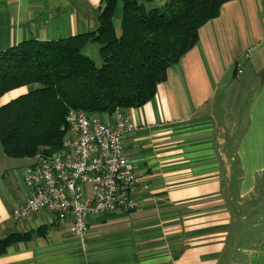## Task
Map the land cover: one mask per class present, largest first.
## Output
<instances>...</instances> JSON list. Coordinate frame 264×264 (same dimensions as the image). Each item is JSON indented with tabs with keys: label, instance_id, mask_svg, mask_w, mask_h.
Masks as SVG:
<instances>
[{
	"label": "crops",
	"instance_id": "0c3cea01",
	"mask_svg": "<svg viewBox=\"0 0 264 264\" xmlns=\"http://www.w3.org/2000/svg\"><path fill=\"white\" fill-rule=\"evenodd\" d=\"M142 1L150 9L166 2ZM101 7L100 0H0V53L27 40L95 32ZM120 21L119 3L116 32ZM234 88L231 98H243L239 106L246 108L237 137L228 134L225 111L216 114L217 91L231 99ZM27 89L4 95L0 107ZM125 113L134 130L124 149L147 186L137 193L138 207L89 218L82 242L68 223H50L44 212L12 221L28 194L23 175L4 184L3 171L0 241L13 233L29 239L10 245L0 264H264V219H254L264 198L257 188L264 178V0L225 3L155 97Z\"/></svg>",
	"mask_w": 264,
	"mask_h": 264
},
{
	"label": "trees",
	"instance_id": "16d2710c",
	"mask_svg": "<svg viewBox=\"0 0 264 264\" xmlns=\"http://www.w3.org/2000/svg\"><path fill=\"white\" fill-rule=\"evenodd\" d=\"M235 0H166L146 8L142 0H108L95 32L56 41L27 40L0 53V98L28 88L0 107V146L10 159L48 156L61 148L70 109L91 115L141 108L198 42L199 29ZM121 5L119 31L113 25ZM98 45L99 67L83 50ZM29 234H10L7 248Z\"/></svg>",
	"mask_w": 264,
	"mask_h": 264
},
{
	"label": "built area",
	"instance_id": "2783aa9c",
	"mask_svg": "<svg viewBox=\"0 0 264 264\" xmlns=\"http://www.w3.org/2000/svg\"><path fill=\"white\" fill-rule=\"evenodd\" d=\"M236 70L241 74L242 62H236ZM125 111L116 110L109 116L112 123H104L97 116L70 110L61 148L24 168L28 197L12 210L10 219L20 222L44 212L50 223H68L70 234L83 241L89 218L135 210L137 193L147 186L140 184L124 149L125 136L134 130Z\"/></svg>",
	"mask_w": 264,
	"mask_h": 264
},
{
	"label": "rangeland",
	"instance_id": "374dc122",
	"mask_svg": "<svg viewBox=\"0 0 264 264\" xmlns=\"http://www.w3.org/2000/svg\"><path fill=\"white\" fill-rule=\"evenodd\" d=\"M100 2H101V0H100ZM105 5L101 3V6H102L101 8L103 9L105 7ZM156 8H160V7L156 6ZM83 54L85 56L89 57L95 63V65L97 67L100 66L101 59H100L99 54H98V45L97 44H88L85 47V49L83 50ZM23 88H25V87H23ZM231 92L232 93H231L230 98L232 97V95L236 94L235 88L232 89ZM8 93H6V94H8ZM225 95H227V92H224V90L220 89V90L217 91V94H216L217 112H216V114L221 113V109H223V111H225V114L227 116L224 117V119L227 120L226 124H227V126L229 127V130H230L228 132V134H230L233 137H237L239 135V133H240V125L241 124L242 125L245 124V121L243 120V117L245 118L246 108H245V106L244 107H240L239 106L241 103H244V99L243 98H237V99L236 98H231V99H228V96H225ZM222 99L226 100L225 101V106L224 107H222V106L218 107V105L219 106L222 105V103H223ZM70 110H73V109H70ZM117 110H121V109H117ZM94 116L98 117L100 115L96 114ZM231 130L234 131V132H232ZM63 138H64V136H63ZM63 138H62V140H63ZM234 140H229L228 141V139H226V143L225 144L228 145V142H230V145H233L234 144ZM37 157H39V156H37ZM0 158H1V161H0V175H2V173L4 171V173H3L4 180L3 181H4V184H7V183H10L11 181L13 183L14 182L18 183L19 182V178L22 177V175H23L24 168L29 166V165H31L32 161L35 160L36 157L33 158V159H30V160L29 159L28 160L27 159H25V160L10 159V158L5 157L3 155V153H1V151H0ZM259 180H258L259 183L257 184V188L261 189L259 194H264V185H263L264 184V178L261 181H259ZM261 182H263V184ZM260 183H261V185H260ZM260 200H261V203H260ZM258 201H259V203H258L259 209L261 210L262 213H260V214H259V212L256 213V215L254 216L255 217L254 219H256L258 217L259 218L261 217L260 220L262 221V219H264L263 218L264 217V198H260V199H258ZM260 220H259V222H260ZM261 231H262V228L259 231V233L257 234L256 238L261 236L260 235ZM252 242H254V239H252L251 244H252Z\"/></svg>",
	"mask_w": 264,
	"mask_h": 264
}]
</instances>
